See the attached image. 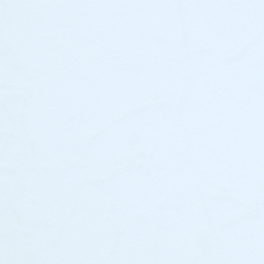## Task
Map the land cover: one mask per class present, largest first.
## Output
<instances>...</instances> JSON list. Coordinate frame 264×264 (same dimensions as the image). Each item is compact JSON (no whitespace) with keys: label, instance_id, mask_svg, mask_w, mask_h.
I'll list each match as a JSON object with an SVG mask.
<instances>
[{"label":"snow or ice","instance_id":"obj_1","mask_svg":"<svg viewBox=\"0 0 264 264\" xmlns=\"http://www.w3.org/2000/svg\"><path fill=\"white\" fill-rule=\"evenodd\" d=\"M0 264H264V0H0Z\"/></svg>","mask_w":264,"mask_h":264}]
</instances>
